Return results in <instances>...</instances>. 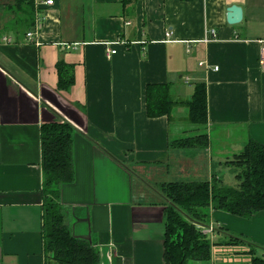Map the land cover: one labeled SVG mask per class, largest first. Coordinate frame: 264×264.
<instances>
[{
	"label": "crops",
	"instance_id": "0c3cea01",
	"mask_svg": "<svg viewBox=\"0 0 264 264\" xmlns=\"http://www.w3.org/2000/svg\"><path fill=\"white\" fill-rule=\"evenodd\" d=\"M54 1L0 0V264H56L44 245L41 140L55 121L76 129L74 181L61 188L73 235L100 250L101 264H165L162 186L226 184L227 163L251 140L264 145V0ZM233 5L243 9L237 25L227 19ZM198 83L207 85L205 127L174 126L189 115L180 105L170 120L148 117L149 85L170 84L187 102ZM201 135L207 148L171 146ZM205 214L210 261L250 263V246H229V234L264 253V212Z\"/></svg>",
	"mask_w": 264,
	"mask_h": 264
},
{
	"label": "trees",
	"instance_id": "16d2710c",
	"mask_svg": "<svg viewBox=\"0 0 264 264\" xmlns=\"http://www.w3.org/2000/svg\"><path fill=\"white\" fill-rule=\"evenodd\" d=\"M140 0H123L134 5ZM60 66V87L67 89L73 80ZM149 118L168 117L177 106L189 110L191 124L205 127L208 122V93L205 83L195 85L190 101L174 99L170 84L149 85L146 90ZM76 129L66 121L45 124L41 129L44 184L43 236L45 252L56 264H101L100 250L86 239L76 238L67 224L61 204V188L74 181L73 144ZM207 135L173 141V148H207ZM238 185L229 186L214 176L201 182L164 184L161 193L167 202L165 209V264L208 262L212 256V240L197 225L206 226L205 209L223 211L244 219L264 212V145L251 140L244 150L228 162ZM229 246H250L249 264H264L258 248L243 236L229 234Z\"/></svg>",
	"mask_w": 264,
	"mask_h": 264
},
{
	"label": "built area",
	"instance_id": "2783aa9c",
	"mask_svg": "<svg viewBox=\"0 0 264 264\" xmlns=\"http://www.w3.org/2000/svg\"><path fill=\"white\" fill-rule=\"evenodd\" d=\"M42 3L45 5V6H53L55 4V1L54 0H41ZM167 37H170L171 36V33L170 32H167ZM27 37L29 40L33 41V38H34V33L33 32H29L27 34ZM210 37L212 40H217L218 37H217V33L215 30H212L210 32ZM209 39V40H211ZM208 40V39H207ZM261 44H262V47H261V63L264 64V40L261 41ZM117 53V50H108V57H112L113 55H115ZM201 232L207 236L209 235H213L214 232H215V228L213 226H199Z\"/></svg>",
	"mask_w": 264,
	"mask_h": 264
},
{
	"label": "rangeland",
	"instance_id": "374dc122",
	"mask_svg": "<svg viewBox=\"0 0 264 264\" xmlns=\"http://www.w3.org/2000/svg\"><path fill=\"white\" fill-rule=\"evenodd\" d=\"M189 111V110H188ZM179 119V118H178ZM175 123L176 124H174V126L175 125H179V127H181V128H185V129H189V128H191V127H195V128H197V129H202L203 127H200V126H196V125H193V124H191L190 123V121H189V118L187 117L186 119H180V120H178V121H175ZM225 176H226V178H227V182H226V185H229V186H237L238 185V181L236 180V177H235V175H234V173L233 172H231V170L229 169V171H228V173H226L225 174ZM166 180H168V179H166ZM212 243H214V240L212 241ZM215 247V246H214ZM213 247V248H214ZM245 246L243 245V246H241V249H239V251H243L245 248H244ZM216 248V247H215ZM247 251V250H246ZM217 255H218V253H217ZM258 255L259 256H264V253L263 252H261V251H259V253H258ZM230 256H232V254H230ZM190 264H194V263H196V262H194V261H190L189 262ZM206 264H220L219 263V261H217V263H214L213 261H209V262H207Z\"/></svg>",
	"mask_w": 264,
	"mask_h": 264
},
{
	"label": "water",
	"instance_id": "95a60500",
	"mask_svg": "<svg viewBox=\"0 0 264 264\" xmlns=\"http://www.w3.org/2000/svg\"><path fill=\"white\" fill-rule=\"evenodd\" d=\"M228 23L231 25H237L243 20V9L237 5H233L228 8L227 14Z\"/></svg>",
	"mask_w": 264,
	"mask_h": 264
}]
</instances>
